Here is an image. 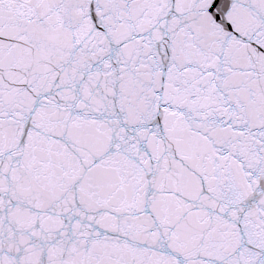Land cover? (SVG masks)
<instances>
[{
	"label": "water",
	"instance_id": "95a60500",
	"mask_svg": "<svg viewBox=\"0 0 264 264\" xmlns=\"http://www.w3.org/2000/svg\"><path fill=\"white\" fill-rule=\"evenodd\" d=\"M0 264H220L65 0H0Z\"/></svg>",
	"mask_w": 264,
	"mask_h": 264
}]
</instances>
